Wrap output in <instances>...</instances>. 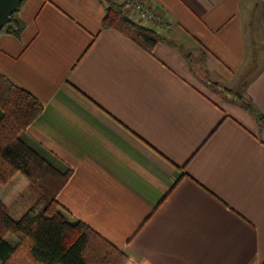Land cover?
I'll list each match as a JSON object with an SVG mask.
<instances>
[{
	"label": "crops",
	"instance_id": "crops-1",
	"mask_svg": "<svg viewBox=\"0 0 264 264\" xmlns=\"http://www.w3.org/2000/svg\"><path fill=\"white\" fill-rule=\"evenodd\" d=\"M150 1L151 53L104 0H23L0 73L73 169L57 200L134 264H264V0Z\"/></svg>",
	"mask_w": 264,
	"mask_h": 264
},
{
	"label": "trees",
	"instance_id": "trees-1",
	"mask_svg": "<svg viewBox=\"0 0 264 264\" xmlns=\"http://www.w3.org/2000/svg\"><path fill=\"white\" fill-rule=\"evenodd\" d=\"M104 1L107 12L102 27L117 29L151 53L162 35L125 13L133 0ZM24 27L14 13L3 29L19 37ZM237 98L247 109L256 111L244 97ZM43 109L35 95L0 73V183L22 173L40 190L19 218L11 216L0 200V264H134L86 223L73 219L57 200L73 169L29 136V125ZM9 233L16 235L21 245L9 242ZM22 245L26 251L16 262Z\"/></svg>",
	"mask_w": 264,
	"mask_h": 264
},
{
	"label": "rangeland",
	"instance_id": "rangeland-1",
	"mask_svg": "<svg viewBox=\"0 0 264 264\" xmlns=\"http://www.w3.org/2000/svg\"><path fill=\"white\" fill-rule=\"evenodd\" d=\"M262 9L258 12V21L262 19ZM129 11V10H128ZM40 190L37 186L24 174H15L8 182L0 183V200L6 204L7 210L14 218H19L39 197ZM7 239H14L15 244H20V240L16 235L9 233ZM21 245V244H20ZM19 251L16 262L20 255L26 251Z\"/></svg>",
	"mask_w": 264,
	"mask_h": 264
},
{
	"label": "built area",
	"instance_id": "built-area-1",
	"mask_svg": "<svg viewBox=\"0 0 264 264\" xmlns=\"http://www.w3.org/2000/svg\"><path fill=\"white\" fill-rule=\"evenodd\" d=\"M129 10V11H128ZM125 13L130 18H136L140 22L161 25L163 18L150 0H133L125 7ZM167 27H165L166 29Z\"/></svg>",
	"mask_w": 264,
	"mask_h": 264
},
{
	"label": "water",
	"instance_id": "water-1",
	"mask_svg": "<svg viewBox=\"0 0 264 264\" xmlns=\"http://www.w3.org/2000/svg\"><path fill=\"white\" fill-rule=\"evenodd\" d=\"M23 0H0V30L11 20V16L16 12ZM264 125V118L261 120Z\"/></svg>",
	"mask_w": 264,
	"mask_h": 264
}]
</instances>
